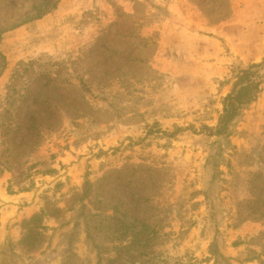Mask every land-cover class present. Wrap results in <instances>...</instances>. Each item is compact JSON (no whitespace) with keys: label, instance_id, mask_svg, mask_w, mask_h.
<instances>
[{"label":"rangeland","instance_id":"rangeland-1","mask_svg":"<svg viewBox=\"0 0 264 264\" xmlns=\"http://www.w3.org/2000/svg\"><path fill=\"white\" fill-rule=\"evenodd\" d=\"M56 2L0 0V264H264V57L214 135L241 63L206 39L234 13L264 32V0Z\"/></svg>","mask_w":264,"mask_h":264},{"label":"trees","instance_id":"trees-1","mask_svg":"<svg viewBox=\"0 0 264 264\" xmlns=\"http://www.w3.org/2000/svg\"><path fill=\"white\" fill-rule=\"evenodd\" d=\"M60 0H57L56 3H54L51 6V9L57 8L58 2ZM48 11V10H47ZM45 11V12H47ZM41 13L37 15V18H41L43 14ZM22 64H24L22 62ZM37 65L38 68H40L39 75L33 79L34 82L43 81L47 85L53 84L57 87V83L60 80L61 76L63 75L62 72H60L61 67L63 66V63L58 61H50L47 64H37V61H30L29 63L24 64L25 67H22V70L25 73L28 71H31V68L33 65ZM259 66L257 63H253L248 66H242L241 64L238 65L239 71L237 72L236 81L234 83V86L231 90V92L224 97L223 99V111L219 117L218 123L215 128H212L214 135H223L227 133L229 126L231 123L235 120V118L239 115L241 109L251 102L255 101L262 88V80L257 76L256 69ZM28 82L30 81V77H28ZM33 82V83H34ZM32 85H28L27 88L31 87ZM16 89H12L13 93L17 92ZM16 98H14V101H10L9 108L5 109V117H4V123L2 125V133L7 136L12 135L13 139H16L19 133L22 129V122H21V103L15 102ZM34 119H32L33 123ZM109 219H113L114 216L108 215ZM143 235L148 234V239L151 240V237L153 236L152 233L150 234L149 230L150 227L148 225H143ZM132 229L131 232L134 233L132 236L133 241L141 242L142 235L140 234V231L137 230L136 223L134 222L133 225H131ZM123 236H126L128 234V229L124 233H122ZM150 234V235H149ZM120 238V237H119ZM215 254V253H214ZM222 259H224L223 255H219ZM216 264H219L216 259Z\"/></svg>","mask_w":264,"mask_h":264},{"label":"crops","instance_id":"crops-1","mask_svg":"<svg viewBox=\"0 0 264 264\" xmlns=\"http://www.w3.org/2000/svg\"><path fill=\"white\" fill-rule=\"evenodd\" d=\"M244 21L246 20L243 17L239 18L238 13H234L232 23L210 26V32L215 36H206V39L208 38L209 41L207 42L215 45L216 42L223 43L222 40L215 39L216 35L221 37L230 50L228 52L225 51L230 59L226 62L236 60L242 66H248L264 57V32L261 31V28L252 25H248L245 28L242 25ZM207 53L209 58L214 57L210 52ZM222 70H224V67H222Z\"/></svg>","mask_w":264,"mask_h":264}]
</instances>
